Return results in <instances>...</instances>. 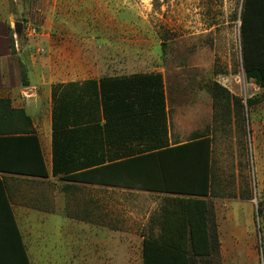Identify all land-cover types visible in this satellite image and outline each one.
Listing matches in <instances>:
<instances>
[{"label": "rangeland", "instance_id": "rangeland-1", "mask_svg": "<svg viewBox=\"0 0 264 264\" xmlns=\"http://www.w3.org/2000/svg\"><path fill=\"white\" fill-rule=\"evenodd\" d=\"M243 2L0 0V34L8 31L9 44L41 48L44 34L61 32L80 60L106 62L99 75L162 74L173 138L185 142L204 130L212 139L211 208L220 223L214 264H264V89L243 67ZM59 188L52 185L47 212L18 214L30 226L35 264H142L144 194L100 188V220L117 228L96 245L89 229L77 227L90 224L87 214L56 211L68 199ZM57 224H66L61 237L52 234Z\"/></svg>", "mask_w": 264, "mask_h": 264}, {"label": "trees", "instance_id": "trees-1", "mask_svg": "<svg viewBox=\"0 0 264 264\" xmlns=\"http://www.w3.org/2000/svg\"><path fill=\"white\" fill-rule=\"evenodd\" d=\"M241 22L246 79L264 89V0H244ZM65 88L74 92L59 93ZM52 100V176L172 195L177 205L162 207L154 218L159 224L150 225L143 241L142 264H214L210 257L220 245L218 224L209 223V203L198 198L215 196L212 139L204 132L171 144L162 74L60 84L54 86ZM247 103L255 104L253 99ZM0 142L8 154L4 160L10 154L13 160L17 143L24 156L19 165L8 162L4 171L48 176L32 117L8 98L0 99ZM3 196L9 206L5 185ZM9 214L16 224L10 207ZM21 250L30 264L22 243Z\"/></svg>", "mask_w": 264, "mask_h": 264}, {"label": "crops", "instance_id": "crops-1", "mask_svg": "<svg viewBox=\"0 0 264 264\" xmlns=\"http://www.w3.org/2000/svg\"><path fill=\"white\" fill-rule=\"evenodd\" d=\"M63 38L64 36L61 32L55 35H51L50 33L44 34L40 41V48L34 44L23 45L18 43L16 46L9 44L11 40L8 31L0 34V99H10L14 107L23 108L32 117L48 173V176L43 178L4 171V165H7L8 162L19 165L23 162L22 158L24 156L19 150L21 149L20 144L16 142L17 144L14 146L15 149L12 155L13 160H11V154L9 161L8 159L4 160L8 154L3 152L2 142H0V264H25L21 243L24 245L29 263L35 264L30 246V237L32 238L29 230L30 226L29 224H21L18 214L33 211L47 212L48 207L52 206V185H59L60 195H64L66 199L68 198L60 204L62 207H59L56 211L65 212L68 207L73 206L76 212L87 214L90 218V224L76 225L80 229H89L91 238L96 245L102 243L100 239L103 238L104 232H112L117 228L116 224H108V220L106 224L100 220V208L102 210L103 207L100 204L99 198L100 188L102 193L105 190L122 189L140 192L148 198L147 201L142 202L146 204V210L149 209L146 212V217L143 222V230L145 229L142 234L143 241L146 237L147 230V236L149 235L150 225L152 223L159 224V222L154 223V218L160 212L161 208L177 205L172 200V195L106 187L91 183L69 182L60 176H52V94L54 86L83 83L87 80H99L105 76H113L109 74L103 76L96 73L95 70L100 67L108 68L106 62L100 63L97 60H80V52L75 49V46L66 45ZM83 69H86V71L84 72ZM62 91H64V95L74 92V90L65 88L60 89L59 93H62ZM198 133H204V130H194L190 135V139ZM169 136L171 144L173 142L179 144L187 142H179V136L177 134L173 138L170 132V126ZM133 144L136 145L135 142ZM3 185L6 187L9 206L6 205L4 200ZM198 198L206 200L209 203V223L212 224L215 221L216 224H220L218 210L215 208L214 212L217 216L213 219L214 214H212L211 208V202L216 207V199H213V197ZM106 205V208H108V204ZM9 207L16 224H12L11 222ZM65 226L66 224H57L53 228L52 234H58L61 237V231L65 230ZM49 227L46 224L44 228L46 233ZM155 231H159L157 225L155 226ZM106 261L108 262L109 260L106 258Z\"/></svg>", "mask_w": 264, "mask_h": 264}, {"label": "built area", "instance_id": "built-area-1", "mask_svg": "<svg viewBox=\"0 0 264 264\" xmlns=\"http://www.w3.org/2000/svg\"><path fill=\"white\" fill-rule=\"evenodd\" d=\"M30 35V34H29ZM38 34H37V30L35 29V28H33V30H32V33H31V35L30 36H37ZM40 51H42V50H40Z\"/></svg>", "mask_w": 264, "mask_h": 264}, {"label": "water", "instance_id": "water-1", "mask_svg": "<svg viewBox=\"0 0 264 264\" xmlns=\"http://www.w3.org/2000/svg\"><path fill=\"white\" fill-rule=\"evenodd\" d=\"M20 27H21V26L18 24V25H17V30H20Z\"/></svg>", "mask_w": 264, "mask_h": 264}]
</instances>
